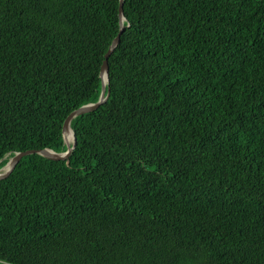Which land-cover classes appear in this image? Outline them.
Returning <instances> with one entry per match:
<instances>
[{
  "label": "trees",
  "instance_id": "obj_1",
  "mask_svg": "<svg viewBox=\"0 0 264 264\" xmlns=\"http://www.w3.org/2000/svg\"><path fill=\"white\" fill-rule=\"evenodd\" d=\"M118 5L0 0V168L66 151ZM123 16L68 160L29 154L0 180V262L264 264V0H123Z\"/></svg>",
  "mask_w": 264,
  "mask_h": 264
},
{
  "label": "water",
  "instance_id": "obj_2",
  "mask_svg": "<svg viewBox=\"0 0 264 264\" xmlns=\"http://www.w3.org/2000/svg\"><path fill=\"white\" fill-rule=\"evenodd\" d=\"M122 6H123V0H120L119 6H118L119 30H118L117 35L111 41V44L106 54L104 55L103 62L101 64V68H100L101 92H100L98 101L95 103H88V104L80 106L79 108L73 110L64 120L63 127H62V136H63L64 143L66 145V151L63 153H57L53 150L45 148L41 150H27V151L15 153L12 157H10L8 162L2 168H0V180L8 177L9 174L14 169L15 165L19 162V160L22 157L29 155V154H39L44 158L55 160V161H67L68 160L75 146V137H74L72 129L70 128V122L76 116L83 115L85 113H89V112L96 110L99 106L103 105L108 99L109 89L106 92V88H105L108 82V57L110 56L111 52L116 48L117 44L119 43L120 35L122 34L124 30L123 21L125 20V18L123 16ZM104 77L106 78V81H104ZM69 130H71L72 132V140L70 143L65 138L66 133Z\"/></svg>",
  "mask_w": 264,
  "mask_h": 264
},
{
  "label": "bare ground",
  "instance_id": "obj_3",
  "mask_svg": "<svg viewBox=\"0 0 264 264\" xmlns=\"http://www.w3.org/2000/svg\"><path fill=\"white\" fill-rule=\"evenodd\" d=\"M120 1V0H119ZM250 5V4H249ZM119 6V5H118ZM122 9H123V6H122ZM114 51V50H113ZM112 51V52H113ZM112 52H111V54H112ZM106 54V53H105ZM110 54V55H111ZM114 54V53H113ZM124 62V61H123ZM104 81H106V78L104 77ZM108 83V82H107ZM117 111V110H116ZM131 120V119H130ZM71 123V122H70ZM71 128V127H70ZM74 134V133H73ZM65 138L69 141V143L71 142V140H72V132H71V130H69L67 133H66V136H65ZM51 150V149H50ZM60 153H63V152H60Z\"/></svg>",
  "mask_w": 264,
  "mask_h": 264
},
{
  "label": "clouds",
  "instance_id": "obj_4",
  "mask_svg": "<svg viewBox=\"0 0 264 264\" xmlns=\"http://www.w3.org/2000/svg\"><path fill=\"white\" fill-rule=\"evenodd\" d=\"M0 264H2V262H0Z\"/></svg>",
  "mask_w": 264,
  "mask_h": 264
},
{
  "label": "rangeland",
  "instance_id": "obj_5",
  "mask_svg": "<svg viewBox=\"0 0 264 264\" xmlns=\"http://www.w3.org/2000/svg\"><path fill=\"white\" fill-rule=\"evenodd\" d=\"M2 168V167H1Z\"/></svg>",
  "mask_w": 264,
  "mask_h": 264
}]
</instances>
